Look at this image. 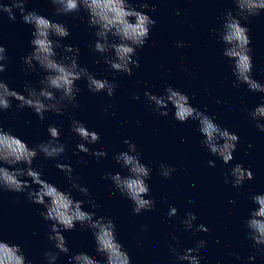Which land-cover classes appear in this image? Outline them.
Returning <instances> with one entry per match:
<instances>
[{"label":"clouds","instance_id":"obj_1","mask_svg":"<svg viewBox=\"0 0 264 264\" xmlns=\"http://www.w3.org/2000/svg\"><path fill=\"white\" fill-rule=\"evenodd\" d=\"M29 0H3L0 2V16L7 15L9 21H16L18 12L23 23L31 26V39L29 45L31 51L23 57L24 69L27 73H36L40 79L37 85L27 82L24 85L23 93L11 89L2 77L7 71L9 57L6 54V47L0 42V194L12 192L25 194L27 200L34 205L43 207L39 215L44 221L50 222L49 230L46 233L48 242L53 250L43 253L46 264H56L61 254L68 257L67 264H101V260L93 258L88 253L81 251L72 254L68 247V240L63 235L76 229L77 224L81 229L90 230L95 243V252L103 257V264H131V257L124 245L117 236L115 222L107 216H97L96 209L100 205L91 198L89 189L82 186L78 181L79 175L73 177L74 169L70 164L57 163L58 170L65 173L69 187L61 190L56 185L43 178V169L34 167L33 162L38 156L44 159H56L66 151V145L61 142V129L49 123L47 133L49 139L34 146L15 135L11 128H5L2 113L13 107L22 111L25 108L31 109L41 120H45L46 112H53L58 116L64 115L65 109L71 105L78 108L77 95L81 88L78 81H86L87 90L92 94L106 93L114 97L118 87L115 82V75L110 81L105 78H97L86 66L78 62L80 48L73 45H65L62 41L70 36L69 28L61 22L47 18L35 10H26ZM54 6L55 16L73 15L81 23L85 22L94 29L95 41L89 45L94 53H99L102 62L116 75L123 74L132 76L133 69L140 67L138 49H142L150 40L151 28L156 21L144 10L155 12L156 8L151 6L149 0H48ZM235 9H229L218 19L220 25L213 30L218 42L224 47L222 56L231 62L232 74L235 80L233 88L246 85L251 92L264 93V84L253 78V57L250 47L251 39L249 28L242 24L250 18L257 17L264 11V0H232ZM83 12L85 15H80ZM183 41H176V47H185ZM57 50H62L57 51ZM97 60L96 63H101ZM186 73L187 68L183 69ZM26 93V95L24 94ZM144 97L147 102L154 105L153 111L160 116L167 117L172 111L173 118L183 124L189 120L197 122L198 131L203 137L200 141L201 147L222 160L228 165L233 161V153L239 143V136L216 123L211 115L194 107L190 97L168 84L163 89V94L157 95L151 91H145ZM133 99H140L134 95ZM264 99V98H262ZM169 105L172 109H169ZM254 122V126L264 132V102L253 110L243 109ZM107 112V108L104 109ZM140 121H137L139 124ZM70 132L74 133L79 141L76 144L74 155L84 153L96 158L106 157L108 153L102 150H91L88 145H94L101 139L100 134L89 130L83 121L72 119ZM126 151H121L113 156L116 164L127 170V174L120 172L106 173L115 191L126 197L132 203V212L140 215L143 212L156 210V200L151 195L148 180L151 178L152 169L141 162V155L137 145L125 139ZM80 164L86 163L81 157L77 161ZM208 165L215 167V161L209 160ZM159 174L165 179L171 178L176 169L167 164H159ZM224 182H231L234 188L241 187L244 182L254 179L253 172L242 164L236 163L224 173ZM229 176L231 181H229ZM33 185L36 187L34 188ZM72 190H76L85 199H76ZM147 197V198H146ZM165 201L167 197L163 198ZM252 204L258 207L252 208L249 215L243 220L246 228L245 238L251 242L255 249L248 256V261H255L259 255L264 258V194H253L249 197ZM87 204L92 211L84 209ZM178 209L170 207L167 213L169 220L177 216ZM197 216L192 211H187L180 223L186 232L193 231V222ZM146 229V225L143 226ZM211 230L204 224L195 227V233H208ZM176 247L171 244L169 251L177 262L187 264H201L199 253L206 250L207 241L199 239L193 247L179 250L180 240L172 236ZM237 260L241 257L236 256ZM0 264H34L29 259L22 247L3 238L0 229Z\"/></svg>","mask_w":264,"mask_h":264}]
</instances>
